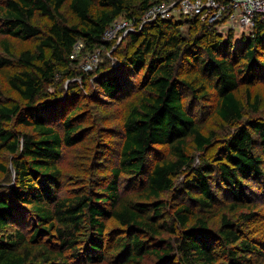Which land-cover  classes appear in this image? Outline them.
<instances>
[{
    "label": "trees",
    "instance_id": "trees-1",
    "mask_svg": "<svg viewBox=\"0 0 264 264\" xmlns=\"http://www.w3.org/2000/svg\"><path fill=\"white\" fill-rule=\"evenodd\" d=\"M149 1L0 0V76L18 95L0 89V154L11 166L0 163L11 178L0 182V264L264 262V233L248 229L264 208V100L254 92L264 17L235 46L234 29L219 33L198 16L139 27L167 0ZM118 18L139 30L105 40ZM11 40L33 45L16 55ZM97 48L107 59L77 67ZM106 100L124 109L121 129H98L106 139L67 180L66 154L91 132L87 104ZM203 107L226 137L203 129L194 111Z\"/></svg>",
    "mask_w": 264,
    "mask_h": 264
},
{
    "label": "rangeland",
    "instance_id": "rangeland-1",
    "mask_svg": "<svg viewBox=\"0 0 264 264\" xmlns=\"http://www.w3.org/2000/svg\"><path fill=\"white\" fill-rule=\"evenodd\" d=\"M150 1H154V0H150ZM133 2H134L135 6H138L140 3V0H133ZM37 18L40 19L42 17L37 16ZM223 26L224 27L228 26V24L226 23ZM243 31H245L247 34L249 32V29L243 30L242 28H239V27L234 29L233 33L235 36L234 37L235 46H241L242 45L243 41H242V35L241 34ZM121 39L122 38L120 37L118 41H120ZM11 42H12V44H11L12 53L16 54V55L18 54L19 49H21L22 47L33 45L31 40L26 41V42L11 40ZM77 44L78 45L76 46V48L73 52L74 54H76V56L72 59H76V58H78V56H80V51L82 49V42H78ZM98 49L100 51L99 55L101 57L100 62L105 58L107 59V57H108L107 50H105L103 48L94 49L89 54L94 53L95 51H98ZM1 55H4V53L0 49V56ZM88 55H86L82 59H79V61L77 63V67H79L81 70H83L82 69L83 60ZM100 62H99V64H100ZM58 74L59 73H57L56 75H58ZM64 80L65 79L61 78V81L63 84L68 83L67 81L64 82ZM78 80L80 81V79H78ZM54 82H55V84H60V77L57 78V76H56L54 79ZM54 87H55V85H49L47 90L48 91H54ZM0 89L3 93L4 98L18 99V95L14 91H12L11 89L8 88L7 84L1 78V76H0ZM254 92H258L260 94L262 100H264V82L263 81L256 84ZM185 99L187 100V98H185ZM211 101L212 102L210 104L206 101V104L212 105V103L214 102V98L211 99ZM209 102H210V100H209ZM106 103L110 104V105L104 106V103H98L96 101L91 102L90 104H87V109L89 111L90 116H89V120L87 121V123L84 124L83 127L89 128L91 130V132H89L85 136L87 139L85 140V142L81 146L80 145L76 146V148H73L71 150V152L66 154V155H68V158L63 163L62 170H63V173L65 174V177L67 178V180L76 181V179H75L76 174H78L80 172L83 174V170H84L83 165L84 164H82V162H83L82 159H84V158H82L81 154H84V157H86L87 159L93 160V157L89 158L90 155L94 154L95 148L101 143L102 138L106 139V136H104L103 131L101 132L98 129H100L102 127H104V129H107V131H110V129L113 131L114 130L119 131L121 129V123L123 121L124 109L122 108V106L116 107L117 105L112 104L111 102H109V100H106ZM97 107H100V108H97ZM194 111L197 113V116L202 117V120H200L201 121L200 125L203 127V129L213 128L214 130L217 131L218 136H221V137L227 136V131L224 130L226 127L218 125L213 120V117H212L213 113L211 114V109L208 110V108L203 107L202 109L195 108ZM260 115L261 114H259L258 116L260 117ZM95 116L96 117L98 116L99 118H97V120H96ZM256 116H257V114H255L253 112L246 115V117H251V118L256 117ZM23 129L25 131H27V129H25V128H23ZM113 138H115V136H113ZM85 149H89L90 151H83ZM96 154L99 155L100 153H96ZM0 163L3 164L4 166L6 165L7 167H9V169L11 168L10 160H9V158L5 157V155L0 154ZM12 177H13V173H12ZM73 179H75V180H73ZM10 180H11L10 176L3 173L0 170V182H8ZM70 182H68V184ZM70 189H72V186L69 184L67 191L65 190V194H68ZM172 203H176V202L172 201ZM258 215L255 216L256 218H254L248 224L249 225L248 229H250V233L255 234L256 237H260L259 234L264 233V208L261 209V212ZM218 219H219V216H215L213 219H211V222H214V224L217 225ZM113 228H115L114 223L112 221H109L107 223L106 229L109 230V229H113ZM152 260L153 259L145 257L143 259V261H138L137 264H157L156 262H152ZM99 264H108V263H107V260L105 259L103 262H101ZM261 264H264V262Z\"/></svg>",
    "mask_w": 264,
    "mask_h": 264
},
{
    "label": "built area",
    "instance_id": "built-area-1",
    "mask_svg": "<svg viewBox=\"0 0 264 264\" xmlns=\"http://www.w3.org/2000/svg\"><path fill=\"white\" fill-rule=\"evenodd\" d=\"M198 16L209 25H215L217 32L223 33L229 29H251L257 18L264 17V0H167L151 4L139 18L143 24L155 19H172L179 17ZM228 26H223L224 24ZM134 19L118 18L105 30V40L120 38L129 32L139 30ZM78 44L74 46V50ZM98 51L89 54L82 63L84 71H91L100 62ZM76 54L72 53L71 58Z\"/></svg>",
    "mask_w": 264,
    "mask_h": 264
}]
</instances>
